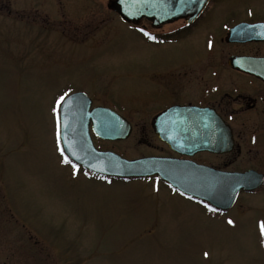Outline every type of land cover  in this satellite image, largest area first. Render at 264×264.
I'll use <instances>...</instances> for the list:
<instances>
[{
  "label": "rangeland",
  "instance_id": "rangeland-1",
  "mask_svg": "<svg viewBox=\"0 0 264 264\" xmlns=\"http://www.w3.org/2000/svg\"><path fill=\"white\" fill-rule=\"evenodd\" d=\"M108 1L0 0V264H264V189L218 212L157 177L106 179L66 162L67 96L99 91L113 68V100L126 102L143 93L145 68L203 54L194 40L145 41L144 23ZM130 120L127 139L97 147L156 152L140 127L150 119Z\"/></svg>",
  "mask_w": 264,
  "mask_h": 264
},
{
  "label": "flooded vegetation",
  "instance_id": "flooded-vegetation-1",
  "mask_svg": "<svg viewBox=\"0 0 264 264\" xmlns=\"http://www.w3.org/2000/svg\"><path fill=\"white\" fill-rule=\"evenodd\" d=\"M110 1L107 8L117 15L109 8ZM125 23L135 29L144 23L136 31L154 45L194 40L203 54L145 68L141 74L146 81L143 93L132 94L126 102L113 100V68H107L103 74L109 77V83L93 94L80 90L91 99L90 109L103 107L117 112L130 122L131 134V117L149 118V122L140 125L141 132L152 134L154 143L148 145L157 151L142 157L177 159L229 172L254 170L264 175V0H209L194 19L186 17L159 26L146 19ZM233 58L238 61L231 63ZM157 116L161 117L159 126L153 124ZM90 128L94 144L95 138L111 141L96 136L92 125ZM224 130L232 134L229 150V136L226 142ZM235 165L248 167L231 169ZM77 168L96 175L81 166ZM153 177L157 176L150 178ZM263 189L264 182L239 196Z\"/></svg>",
  "mask_w": 264,
  "mask_h": 264
},
{
  "label": "water",
  "instance_id": "water-1",
  "mask_svg": "<svg viewBox=\"0 0 264 264\" xmlns=\"http://www.w3.org/2000/svg\"><path fill=\"white\" fill-rule=\"evenodd\" d=\"M209 0H111L114 9L125 22L138 23L147 19L155 26L189 17L194 19L206 7ZM240 29L235 28L230 35ZM231 59V63L237 62ZM91 99L82 91L66 97L60 105V143L65 155L75 164L94 174L137 179L157 176L180 193L206 202L219 211L232 209L242 191H253L264 182V175L254 170L229 172L177 159L156 156L127 159L113 151L96 148L92 132L105 140H125L131 134L130 122L108 108L90 109ZM157 116L153 124L159 126ZM218 133H214L217 136ZM229 136V150L232 134ZM216 141V140H215ZM216 143V142H215ZM214 152L222 149L209 148ZM200 150V147L197 148ZM225 150V149H224Z\"/></svg>",
  "mask_w": 264,
  "mask_h": 264
}]
</instances>
